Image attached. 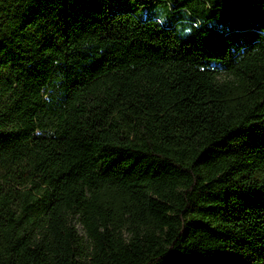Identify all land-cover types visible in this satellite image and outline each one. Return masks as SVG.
Instances as JSON below:
<instances>
[{
	"label": "trees",
	"instance_id": "trees-1",
	"mask_svg": "<svg viewBox=\"0 0 264 264\" xmlns=\"http://www.w3.org/2000/svg\"><path fill=\"white\" fill-rule=\"evenodd\" d=\"M0 264H264V0H0Z\"/></svg>",
	"mask_w": 264,
	"mask_h": 264
},
{
	"label": "rangeland",
	"instance_id": "rangeland-1",
	"mask_svg": "<svg viewBox=\"0 0 264 264\" xmlns=\"http://www.w3.org/2000/svg\"><path fill=\"white\" fill-rule=\"evenodd\" d=\"M152 8H148L146 6H142L139 8L138 13L141 11L142 13H148L149 11H151ZM76 228L78 229L79 233H82V229H81V225L79 223L76 224Z\"/></svg>",
	"mask_w": 264,
	"mask_h": 264
},
{
	"label": "clouds",
	"instance_id": "clouds-1",
	"mask_svg": "<svg viewBox=\"0 0 264 264\" xmlns=\"http://www.w3.org/2000/svg\"><path fill=\"white\" fill-rule=\"evenodd\" d=\"M191 34V31H186L185 33H183V35H190Z\"/></svg>",
	"mask_w": 264,
	"mask_h": 264
}]
</instances>
